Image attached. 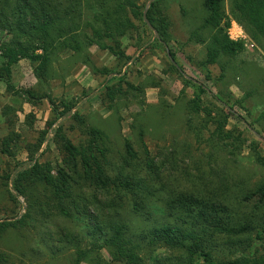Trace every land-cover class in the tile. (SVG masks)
I'll list each match as a JSON object with an SVG mask.
<instances>
[{"label": "rangeland", "instance_id": "rangeland-1", "mask_svg": "<svg viewBox=\"0 0 264 264\" xmlns=\"http://www.w3.org/2000/svg\"><path fill=\"white\" fill-rule=\"evenodd\" d=\"M149 1L137 0V4L144 11ZM203 1L160 0L161 12L170 24V40L163 48L154 42L155 30L133 19L135 29L121 38L130 57L126 64L117 62L108 51L95 46L87 49L96 67L124 73L125 80L141 88L130 92L123 85L126 91L112 103L105 97L107 77L93 73L71 51L61 53L52 63L46 85L38 82L30 60L25 58L12 67L11 76L16 90L33 88L50 93L57 104L60 100L72 104L66 115H57L47 99L32 105L24 95L9 91L0 81V149L3 138L10 132L15 134L10 153L0 152V223L13 222L0 231V264H72L76 248L89 245L86 224L81 219L58 215L51 205L47 208L42 186H26L17 179V173L35 161L49 163L54 171L62 165L54 143L58 127L75 143L86 137L81 127L103 130L109 137L111 171L122 167L125 140H129L137 154L130 162V171L149 172L146 163L150 158L149 169L158 175L156 178L153 173L155 188L159 184H165L167 190L205 185L209 190L219 192L224 188L236 194L240 189L254 187L264 177V167L254 157L256 152L264 154V50L233 19L232 0H224L225 14L231 19L226 32L230 39L241 42L243 49L234 58L221 57L215 64H205L210 30L199 31L206 43L188 40L206 16ZM5 37L0 32V41ZM168 49L174 52L173 62L183 75L204 84L231 106L235 115L228 116L225 129L240 132L244 139L232 154L228 153L230 147L216 144L212 136L216 124L209 122L204 113L190 109L196 87L185 83L182 74L171 67ZM154 83L159 87H153ZM201 105L213 110V115L218 112L215 119H221L222 112L229 114V109H223L209 93L201 96ZM74 112L84 118L85 126L71 119ZM51 120L56 121L31 160L29 152ZM17 185L26 187L23 194L18 193ZM166 191H158V198H164ZM34 198L39 206L32 205ZM161 207L156 204L154 212L159 215ZM123 216L136 227L142 226L140 219L129 212ZM163 252L158 249L156 254L161 256ZM101 254L110 258L105 249Z\"/></svg>", "mask_w": 264, "mask_h": 264}, {"label": "trees", "instance_id": "trees-1", "mask_svg": "<svg viewBox=\"0 0 264 264\" xmlns=\"http://www.w3.org/2000/svg\"><path fill=\"white\" fill-rule=\"evenodd\" d=\"M223 3L224 0L203 1L206 16L188 39L206 43L199 31L210 30L205 64H215L221 57L234 58L243 49V44L230 39L226 32L231 19L225 14ZM231 13L249 38L264 50V0H232ZM146 16L157 33L155 44L162 48L168 45L170 24L161 12L160 0L150 3ZM133 19L144 22L137 0H0V32L6 35L0 41V81L9 91L24 95L32 105L47 99L57 115H66L72 104L64 100L57 104L50 93L33 88L16 90L11 76L12 67L25 58L30 60L38 82L46 85L52 63L61 53L71 51L93 73L107 77L104 89L109 102L124 94L123 85L130 92L141 91L125 80L124 73L96 67L87 52L95 46L126 64L130 57L121 38L135 29ZM167 56L171 67L182 74L173 62L174 52L168 49ZM182 76L197 90L196 97L190 100V109L204 113L209 122L216 124L212 132L216 144L230 147L228 153L232 154L244 139L240 132L225 129L228 116L235 115L231 106L204 84ZM152 85L159 87L158 83ZM205 93L223 109H229V114L222 112L221 119H215L218 112L213 115V110L201 105ZM71 119L85 126L84 118L76 112ZM55 121L48 122L42 130L29 152L31 160ZM81 129L86 137L79 143L68 138L62 127L55 129L54 143L62 163L55 171L49 163L35 161L17 173V179L26 186L43 187L47 208L51 205L58 215L79 218L86 224L89 245L76 248L72 264H264V177L254 187L240 189L236 194L224 188L219 192L209 190L205 185L167 190L165 184H159L155 188L153 173L156 178L158 175L149 169L150 158L146 163L149 172L130 171V162L137 154L129 140H125L122 167L111 171L108 135L94 126ZM14 137V132H10L3 138L1 153H10ZM254 157L264 167V154L256 152ZM22 187L23 190L16 186L18 193H24L26 187ZM158 191H166V196L159 199ZM156 204L162 206L159 215L154 212ZM32 205L39 206L36 198ZM125 211L139 218L142 226L136 227L125 219ZM12 225L13 222L3 221L0 231ZM102 249L108 251V260L102 256ZM158 249L164 250L161 256L156 254Z\"/></svg>", "mask_w": 264, "mask_h": 264}, {"label": "water", "instance_id": "water-1", "mask_svg": "<svg viewBox=\"0 0 264 264\" xmlns=\"http://www.w3.org/2000/svg\"><path fill=\"white\" fill-rule=\"evenodd\" d=\"M154 0H150L146 6V8L144 9L143 11V20L144 22L147 24V26L154 31V28L152 27V25L150 24L149 20L147 19V16H146V13H147V10H148V7L150 5L151 2H153ZM155 35H156V32L154 31ZM262 139V138H261Z\"/></svg>", "mask_w": 264, "mask_h": 264}]
</instances>
